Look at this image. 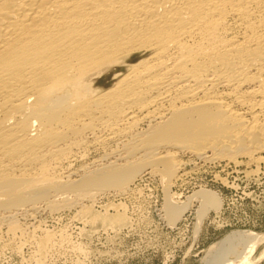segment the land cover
I'll list each match as a JSON object with an SVG mask.
<instances>
[{
	"label": "bare ground",
	"instance_id": "1",
	"mask_svg": "<svg viewBox=\"0 0 264 264\" xmlns=\"http://www.w3.org/2000/svg\"><path fill=\"white\" fill-rule=\"evenodd\" d=\"M208 164L264 166V0H0V225L10 233L42 205L124 194L145 173L165 184L170 225L195 202L200 225L219 196L180 201L170 190ZM260 242L233 234L216 264H253Z\"/></svg>",
	"mask_w": 264,
	"mask_h": 264
},
{
	"label": "rangeland",
	"instance_id": "2",
	"mask_svg": "<svg viewBox=\"0 0 264 264\" xmlns=\"http://www.w3.org/2000/svg\"><path fill=\"white\" fill-rule=\"evenodd\" d=\"M113 77H102L99 87L111 88ZM99 147L74 161L73 168L96 160L115 143ZM185 158L190 159L189 154ZM225 167L208 164L199 172L191 165L188 168L195 170L187 183L170 190L176 198L181 195L180 201L204 189L219 196L220 210H210L200 225L197 202L184 220L170 225L163 208L165 184L159 176L145 173L124 194L109 190L97 194L93 201L77 199L69 208L51 211L42 205L43 211L32 216L17 215L24 230L17 235L10 233L7 223L1 224L0 264H216L222 244L231 235L253 232L264 237V166L260 173L252 171L253 165L242 164L237 172L234 166ZM217 174L231 184L216 182ZM120 215L124 222L114 219ZM46 233L52 235V241L42 248L39 239ZM236 246L243 251V245ZM250 259L253 264H264V242L257 245ZM236 262L242 263L241 259Z\"/></svg>",
	"mask_w": 264,
	"mask_h": 264
}]
</instances>
